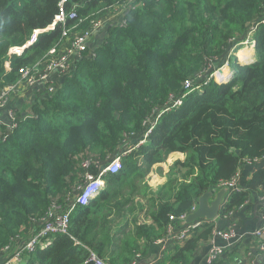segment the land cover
<instances>
[{
    "label": "trees",
    "instance_id": "16d2710c",
    "mask_svg": "<svg viewBox=\"0 0 264 264\" xmlns=\"http://www.w3.org/2000/svg\"><path fill=\"white\" fill-rule=\"evenodd\" d=\"M60 1L0 0V93L22 69L41 66L65 40L90 32L103 11L126 3L67 0L63 7L76 5L78 16L61 24ZM125 5L124 21L108 29L100 47H87L52 96L36 101L16 127L0 123L1 259L65 214L88 175L98 176L117 156L121 171L103 175L106 187L88 205L76 203L69 233L50 235L52 243L38 246L26 264H94L90 250L108 264H129L168 235L171 217L196 209L200 195L231 182L244 163L264 159V0ZM247 37L256 40V60L241 64L231 53ZM229 60L233 74L218 83L213 71ZM192 89L180 108L161 115ZM176 152L185 157L166 173L160 167L165 181L153 187L154 165ZM262 188L264 165L230 192L221 216ZM214 227L204 220L159 263L188 264Z\"/></svg>",
    "mask_w": 264,
    "mask_h": 264
},
{
    "label": "built area",
    "instance_id": "2783aa9c",
    "mask_svg": "<svg viewBox=\"0 0 264 264\" xmlns=\"http://www.w3.org/2000/svg\"><path fill=\"white\" fill-rule=\"evenodd\" d=\"M66 2L67 0L60 1L62 9L57 15L55 22H60L61 24H65L70 18H74L78 16L76 5L72 6L70 9H65L63 6ZM101 24H102V19H98L94 23V27L92 30L98 28ZM53 26L54 23L51 25L50 28H52ZM92 30L90 32H85L81 36H78L77 39L71 43L70 46H68L64 51L62 52L60 51L59 54H55L54 50H51L52 52H50L51 54L50 58L46 59L41 64V66L36 64L33 67H27L22 69L19 80L15 83H10L1 91L0 109L8 106L11 103V99H10L11 94L15 92L18 89L19 85L23 82L27 84L42 82L46 85L48 95L52 96L57 91L58 87L57 85L51 82L50 80L51 74L57 73L63 75L64 77L70 74L71 70L74 68V65H72L74 57L82 58L83 52L86 51L87 47L89 46V39ZM40 33L41 31H37L33 36L32 40L28 44H33L34 42H36L37 36ZM66 34L67 32H64V35ZM181 103L182 101L179 98H177L172 103L171 107L162 110L161 115L166 111L170 110L173 106ZM9 116L11 119V124L9 126L12 129L17 126L18 117L14 112V110L9 111ZM144 140L145 139L141 140L140 144H142ZM256 162L250 161L244 164L252 165ZM121 169H122L121 156H117L111 160L109 165H107L99 173L98 176L89 174L86 183L82 186L83 188L76 198V201L73 202L71 206L65 211V214L57 216L53 221L46 224L37 234H35L33 238H30V240H28L21 247L14 249L13 253L10 256H7L2 259L0 258V264H20L28 255L35 252L38 246H40L41 248H45L46 246L50 245L49 243L51 241L50 235L59 234V233L68 234L69 225L71 222V215L75 210L76 203L82 206L88 205L90 201L93 198H95L99 194V192L105 187L104 186L105 177H103V175L106 173L116 174L120 172ZM238 175L231 182L221 187H216L214 189L228 187L229 192L242 190L243 188L237 185ZM262 191H264V188H262ZM228 197L227 199H224V204L227 203ZM195 210L196 209H193L189 214L193 213ZM189 214H184L177 220L171 217L168 235L156 242V244L158 243L162 244L160 255L157 259L158 262L163 260L165 253L167 254L169 251L173 250L177 245L185 242L189 237H191L195 232V230L198 227H200L201 224L204 222V220L202 219H197L194 222L185 224L183 227L176 228L178 226L177 223L186 220ZM231 214H233V212L228 213L226 216ZM222 236L227 242H232V240L235 238V233L233 231L224 232L222 233ZM252 236L255 237V239H257L258 247L261 250V252L264 253V241L262 240L264 236V224H262V226L257 228L253 232ZM210 241L212 243H215V238L212 237ZM174 242L176 243V246L173 248ZM4 252L5 251L3 249L1 253ZM224 253H225V249L223 247L220 246L214 247L208 259L210 262L209 264H214L215 261H217L222 255H224ZM140 257H137V259L133 260L129 264H138L139 263L138 260L140 259ZM88 261L93 262L94 264H108L105 260L97 256V254H95L92 250H90V256Z\"/></svg>",
    "mask_w": 264,
    "mask_h": 264
},
{
    "label": "crops",
    "instance_id": "0c3cea01",
    "mask_svg": "<svg viewBox=\"0 0 264 264\" xmlns=\"http://www.w3.org/2000/svg\"><path fill=\"white\" fill-rule=\"evenodd\" d=\"M125 9L126 8L118 7L109 11H103L104 16L101 17L102 24L98 28L92 30L89 39V47L91 49H96L105 42V40L108 38L107 31L110 27L121 24V22L124 21L126 13L129 12V10ZM70 42V38L69 40H65V42L60 46V51L62 52L68 46H70ZM78 59L80 60L82 58L74 57L72 65H74ZM249 60L252 61L251 56ZM50 80L53 84L57 85V87H61L64 81V76L53 73L51 74ZM48 97V91L44 83H21L18 89L11 94V103L8 106L0 109L1 123L7 126L11 124V119L9 116L10 110H14L18 119H25L27 116L32 114V107L36 101ZM180 154L181 156H179V158L183 159L185 155L182 153ZM263 165L264 159L259 160L252 165L243 164L239 171L237 185L241 188H245L247 180L251 178L257 169ZM168 169L169 167L167 166L164 169V173H166ZM158 170L157 179L156 176L153 177L155 172L153 169L150 173L149 182L153 187L158 186L165 181V177L160 175ZM152 182H154V184ZM228 196L229 195L227 194L225 199H227ZM214 221L215 227L213 231V237L215 238V243L208 241L198 246L191 261L188 264H209V256L211 255L213 248L216 246H220L225 249V255H222L219 258L220 264H255L256 261L260 262V264H264V253H262L259 249L257 239L252 236L253 232L262 226V224H264V191L251 192L248 201L238 210L233 212V214L228 216H219ZM177 224L178 226L176 228L184 226L182 225L181 221ZM121 226L122 220L119 221L113 228L112 233H115V236L117 237L123 235V233L119 231ZM229 231H233L235 233V238L232 240V242H227L222 236V233ZM262 240L264 241V236ZM175 246L176 243L174 242L173 248ZM161 248L162 244H153L150 253L146 256H141L138 262H141V264L142 261H145L144 264H160L159 262L163 261H165V263L168 262L170 253H172L174 249L169 251L167 254L165 253L163 260L158 262L157 259L160 255Z\"/></svg>",
    "mask_w": 264,
    "mask_h": 264
},
{
    "label": "water",
    "instance_id": "95a60500",
    "mask_svg": "<svg viewBox=\"0 0 264 264\" xmlns=\"http://www.w3.org/2000/svg\"><path fill=\"white\" fill-rule=\"evenodd\" d=\"M240 61L246 64L251 62L250 60L246 62L242 60ZM230 77L231 74L229 73V71L225 72L224 77L219 78L217 82L226 83L230 79ZM228 192V187H222L219 189L212 188L208 191H205L202 195L197 198L196 210L193 213L189 214L186 220L181 222L182 225L194 222L197 219L215 220L216 218H218L222 212L221 207L224 204V199ZM49 243L51 244L52 240ZM144 263L145 261H142V264ZM138 264H141V262ZM255 264H260V262L256 261Z\"/></svg>",
    "mask_w": 264,
    "mask_h": 264
},
{
    "label": "rangeland",
    "instance_id": "374dc122",
    "mask_svg": "<svg viewBox=\"0 0 264 264\" xmlns=\"http://www.w3.org/2000/svg\"><path fill=\"white\" fill-rule=\"evenodd\" d=\"M129 2V0L127 1L126 0V3L125 4H127ZM124 4V6H123V8H126V5ZM114 9H116V8H118L117 6H114L113 7ZM123 22V21H122ZM121 22V23H122ZM258 28V24L257 25H255L254 27H253V30L254 31H256V29ZM251 33V32H250ZM255 41L256 40H254V39H252V38H249V37H247V38H241V41L239 42L240 44H241V46H243L242 48H244V47H247L248 48V50H249V53H250V56L252 57V61L251 62H253V61H255L256 60V55H255V47H254V44H255ZM241 48V49H242ZM241 49H238V51H234V52H232L231 54H234L236 57H237V60L241 63V64H246V63H243V62H241L240 60H242V58L239 56V52H240V50ZM231 54H230V56H231ZM241 59H240V58ZM244 62H246V61H244ZM250 62V63H251ZM249 64V63H248ZM223 68V69H222ZM227 70V71H226ZM232 65L230 64V60L228 61V62H226L225 64H223L221 67H219V68H216L214 71H213V74H212V76L215 78V80L216 81H218L219 79L218 78H222V73H223V71L224 72H232ZM218 76V78H217V76ZM198 89H200V88H198ZM197 90V89H196ZM159 121V118H157V120L155 121V124L157 123ZM146 138V137H145ZM149 141V139L147 138V139H145L144 141H143V143H147ZM179 156H181V154L180 153H172V154H170L169 155V157H168V159H167V161L165 162V163H162V164H160V163H158V164H156V165H154V167H153V170L155 171L154 172V174H153V177L154 176H156V179L158 178V176H157V170L160 168V167H162V168H166L167 166L169 167L172 163H173V161L175 160V159H177V158H179ZM87 162H85V164H86ZM143 164V163H142ZM92 179V178H91ZM153 184H154V182H152ZM222 210L221 211H223V209H224V204L222 205ZM219 216H221V214L219 215ZM20 264H25V262H21Z\"/></svg>",
    "mask_w": 264,
    "mask_h": 264
},
{
    "label": "clouds",
    "instance_id": "9594fccd",
    "mask_svg": "<svg viewBox=\"0 0 264 264\" xmlns=\"http://www.w3.org/2000/svg\"><path fill=\"white\" fill-rule=\"evenodd\" d=\"M222 69H223V68H222ZM229 73H230V74H233V72H229ZM194 89H195V88H194ZM194 89L189 90V91H187V92H184L180 97H178V98L182 101V103L173 106L170 110H168V111H166L165 113H163L162 116L165 115V114H167V113L173 112L174 110L180 108V106L184 103L185 98L188 96L189 93H192V92L194 91ZM183 95H184V96H183ZM118 173H119V172H118ZM116 174H117V173H116ZM104 183H105L104 186L106 187V180L104 181ZM105 187L99 192V194L105 189ZM99 194H98V195H99ZM227 194H229V192H228ZM90 202H91V201H90ZM202 220H205V219H202ZM48 246H49V245H48ZM48 246H46V247H48ZM46 247H45V248H46ZM43 249H44V248H43ZM26 258H27V257H26ZM26 258L22 261V263L25 262V264H26Z\"/></svg>",
    "mask_w": 264,
    "mask_h": 264
},
{
    "label": "bare ground",
    "instance_id": "6f19581e",
    "mask_svg": "<svg viewBox=\"0 0 264 264\" xmlns=\"http://www.w3.org/2000/svg\"><path fill=\"white\" fill-rule=\"evenodd\" d=\"M239 56L242 58V61H249V58H250V53H249V50H248V48L247 47H244V48H242L241 50H240V54H239ZM239 57V58H240ZM240 58V59H241ZM227 71V70H226ZM224 72V71H223ZM225 75V72H224V74L222 73V77ZM217 76V75H216ZM217 78H218V76H217ZM219 79V78H218Z\"/></svg>",
    "mask_w": 264,
    "mask_h": 264
}]
</instances>
